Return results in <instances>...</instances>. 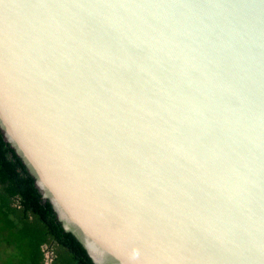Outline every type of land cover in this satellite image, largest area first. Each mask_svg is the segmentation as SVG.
Here are the masks:
<instances>
[{
	"label": "water",
	"instance_id": "1",
	"mask_svg": "<svg viewBox=\"0 0 264 264\" xmlns=\"http://www.w3.org/2000/svg\"><path fill=\"white\" fill-rule=\"evenodd\" d=\"M0 131L94 264H264V0H0Z\"/></svg>",
	"mask_w": 264,
	"mask_h": 264
},
{
	"label": "trees",
	"instance_id": "2",
	"mask_svg": "<svg viewBox=\"0 0 264 264\" xmlns=\"http://www.w3.org/2000/svg\"><path fill=\"white\" fill-rule=\"evenodd\" d=\"M47 252L50 264H94L0 131V264H48Z\"/></svg>",
	"mask_w": 264,
	"mask_h": 264
},
{
	"label": "rangeland",
	"instance_id": "3",
	"mask_svg": "<svg viewBox=\"0 0 264 264\" xmlns=\"http://www.w3.org/2000/svg\"><path fill=\"white\" fill-rule=\"evenodd\" d=\"M8 251H11V249H8ZM46 258H47V263L50 264V261L52 259V252H47L46 253Z\"/></svg>",
	"mask_w": 264,
	"mask_h": 264
}]
</instances>
